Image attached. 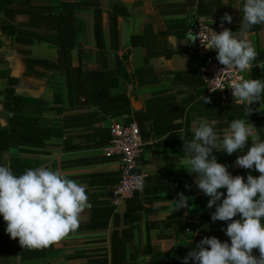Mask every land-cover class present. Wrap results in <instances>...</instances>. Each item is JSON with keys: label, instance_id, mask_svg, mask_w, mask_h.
Segmentation results:
<instances>
[{"label": "crops", "instance_id": "0c3cea01", "mask_svg": "<svg viewBox=\"0 0 264 264\" xmlns=\"http://www.w3.org/2000/svg\"><path fill=\"white\" fill-rule=\"evenodd\" d=\"M64 1L67 0H33L32 4L59 5ZM72 1L82 3L84 0ZM99 1L102 10L101 45L97 46L95 38L93 10L83 7L77 9L74 46L70 52L72 66H80L86 71L114 70L118 58L122 60L128 73L140 69L139 80L143 84L136 88L138 99L131 98V107L139 110L141 115L144 102L154 98L157 101L154 104L157 107L155 115H159L161 123H167L169 129L161 136L143 139L145 148L135 169L143 174L144 180L150 177L145 181L143 192L134 197L115 199L111 192L115 185L111 182L115 176H94L119 171L118 157L105 150L108 144L101 148L83 146L74 150L62 147L65 137L76 144L92 143L85 139L92 133L88 130L90 127L75 125L68 128L64 125V117L90 111L94 106L78 110L84 106L80 99H69L64 70L35 68L42 75H23L26 58L55 61V45L47 40L35 39L30 44L15 43L11 36L0 32V69L8 70V75L17 79L15 93L29 102L38 99L47 101L55 109L44 112L39 124L63 129L62 135L53 136L47 141V154H22L17 148L10 147L0 154V158H32L37 161L35 168L47 166L61 171L67 178L86 187L91 205L81 213L79 227L53 243V250L45 256L22 260L10 250L9 247L15 244L11 242L0 245V264H170L172 251L181 255L179 250L183 248L184 255H188L204 237L214 236L221 242L230 243L222 230L230 221L216 223L212 219L202 222L201 228L203 230L206 227V230L200 232L194 241L186 240L191 233L185 231L187 224L197 225L198 215L211 211V208L207 207L210 197L195 194L189 188L191 174L184 170H190L180 163L183 156V141L180 136L184 140L192 139L193 123L201 119L216 120L215 130L218 134L227 129L222 126L224 118H214L211 114L216 105L212 102L204 103L205 96L221 102L224 99L205 92L203 77L199 71L201 59L193 53L186 30L189 23L197 20L221 24V17L228 13L232 22L224 21L223 26L238 34L243 15L239 9L242 8L243 0H226L228 5H224L225 0ZM2 18L3 13L0 12V20ZM30 23L29 13L14 17L15 25L25 26L33 33H52L44 22ZM133 37L136 41L131 43ZM248 39L255 47L257 57L246 74L247 79H251V69L256 68V75L264 81V24L253 26L248 31ZM126 51H130L127 61L123 60ZM6 87L7 79L0 78V92ZM109 93L128 94L120 77L117 84L109 89ZM1 103L0 95V105ZM69 106L73 112H67ZM254 107L258 110L255 116L259 121L262 139L257 128L255 132L264 141V94ZM0 119H3L1 113ZM124 120L125 116L107 117L102 123L96 124V127H110L113 122ZM244 120L254 125L251 120ZM173 142L175 145H171ZM152 144L155 146L150 150L147 146ZM249 147L251 138L245 149L238 151L239 155L246 154ZM107 155L113 157L102 160ZM240 168L234 162V171ZM249 174L260 175L253 170ZM179 193L188 197L189 207L175 211L173 201L179 199ZM6 227V222L0 215V236H10ZM164 252H168L167 260L164 259ZM253 254L259 255L258 250H253ZM189 264L195 262L190 260Z\"/></svg>", "mask_w": 264, "mask_h": 264}, {"label": "clouds", "instance_id": "9594fccd", "mask_svg": "<svg viewBox=\"0 0 264 264\" xmlns=\"http://www.w3.org/2000/svg\"><path fill=\"white\" fill-rule=\"evenodd\" d=\"M228 5L226 0L225 4ZM240 32L229 29L206 37L205 49H214L221 65L249 69L257 51L248 39V31L264 24V0H243ZM232 22L225 13L223 22ZM195 41L196 39H192ZM201 41V40H200ZM223 71V70H222ZM233 99L249 107L264 94V81L233 80L230 86ZM210 103V98H204ZM2 110V109H0ZM13 113H7L10 118ZM216 120L201 119L192 126V139L183 141L180 163L191 173H198L194 181L210 199L207 207L215 206L212 221H230L225 229L229 242L216 237H204L183 258V264H264V141L255 132V126L244 119H234L222 134L215 130ZM166 138V137H165ZM251 138L246 154L237 156L235 165L259 172V176H233L228 167L218 163L213 151L231 155L243 151ZM221 189H226V195ZM173 201L175 211L188 208V197L179 193ZM219 202V203H218ZM86 187L67 178L59 170L47 166L26 169L14 174L10 162L0 164V215L6 222V232L19 240L22 248H46L66 237L79 227L81 213L90 208ZM239 216V219L235 217ZM258 250L259 255H254Z\"/></svg>", "mask_w": 264, "mask_h": 264}, {"label": "trees", "instance_id": "16d2710c", "mask_svg": "<svg viewBox=\"0 0 264 264\" xmlns=\"http://www.w3.org/2000/svg\"><path fill=\"white\" fill-rule=\"evenodd\" d=\"M32 1L33 0H0V12L3 13V18L0 20L1 33L11 36L15 43L20 44L24 42L30 44L34 39L36 41L47 40L54 44L57 50V58L55 61L26 58L24 61L25 70L23 75L28 77H39L42 75V73L35 68L64 70L68 82L69 99H80L82 106H84L79 107L78 110L87 108L91 105L94 106V109L90 111L69 114L64 117V125L68 128H73L75 125L90 127L88 130L92 133L86 136L85 139L92 143L84 145L80 143L76 144L73 143L70 138L65 137L62 143L63 149L74 150L83 146L101 148L109 144L111 140L110 127H96V124L102 123L107 117L125 116L124 123L136 122L143 139L161 136L169 129L168 124H162L159 115H155L157 107L154 104L157 101L154 100V98H150L144 102V109L141 115L139 114V110H133L131 107V98L135 100L138 99L136 88L143 84V81L139 80L140 69L128 73L122 60L118 58H116V67L114 70L86 71L81 69L80 66H72L70 52L74 46L75 12L77 9L83 7L93 10L95 38L97 46L101 45L102 10L99 0H84L82 3L79 1L67 0L59 5H33ZM34 11L36 12L34 13ZM22 13H29L31 15L30 25H32V23L37 24L39 22H44L46 27L52 30V33H33L27 30L25 26L15 25L14 17ZM134 41H136V39L133 37L131 43H134ZM1 46L2 40L0 39V47ZM126 53L123 55V60L125 61L128 60L127 57L130 51H126ZM251 70V79H256V77L259 76L256 75L257 69L252 68ZM8 73V70L0 69V78L7 79V87L0 92L2 96V103L0 105V109L2 110H0V113L3 118L0 119V154L10 147L17 148L22 154H47L48 152L45 150L47 141L53 136L62 135L63 129L59 127L41 126L39 122L43 118L44 112L55 108L51 107L49 103L43 99H38L35 102L24 100L22 96L15 93L14 85L17 79L10 77ZM118 77L124 81L128 94L109 93V89L117 84ZM257 79H259V77ZM210 102L216 105L211 112L212 116L218 119L220 117L225 119L222 126L228 128L232 120L246 118L254 123L255 127L258 129L259 137L262 139L259 121L255 116L258 110L254 107L258 102H253L251 105L252 112L250 114L248 106L237 104L234 99L229 97L225 98L223 102L219 99L210 98ZM69 103H72V101H69ZM212 107L213 106H211V108ZM70 108L69 106V111L67 112H73ZM58 111L62 112L60 109ZM9 112L13 113L10 118L7 116ZM171 145H175L174 142L171 143ZM154 146L155 144H152L147 147L151 150ZM213 155L216 156L218 163L228 167V171L233 176L241 175L245 180L247 179L250 170L240 168L234 171V162L237 156H240L238 151L231 155L222 151H213ZM112 157V155L103 156L102 160ZM6 162H10V166L16 175L22 174L26 169L35 168L37 164V161L32 158L10 157L8 160H0V164ZM184 171L187 172L188 170ZM171 172L174 173V171ZM113 175L115 178L111 183L117 184L121 178L120 171L99 173L94 176L110 177ZM148 178L150 177H146L143 181L141 191H136L131 196L134 197L138 193L143 192L145 181ZM220 191L226 194V189H221ZM214 211L215 207H212L211 211L209 210L208 212L199 214L197 225L195 226L187 224L191 229V233L186 239L188 242L194 241L200 232L206 230V227L202 230L201 224L202 222L204 223L210 220L211 214ZM235 219H239V216L235 217ZM263 221L264 220H262V222ZM215 222L217 223V221ZM11 242H15V244L9 247L10 250L22 260L41 258L53 250V245L40 249L22 248L18 238L12 239L10 236H0V245L11 244ZM179 251L182 253L181 255L176 254L175 250L172 251V261L170 264H183V258L187 255H184L183 248ZM164 259H168V252H164Z\"/></svg>", "mask_w": 264, "mask_h": 264}, {"label": "built area", "instance_id": "2783aa9c", "mask_svg": "<svg viewBox=\"0 0 264 264\" xmlns=\"http://www.w3.org/2000/svg\"><path fill=\"white\" fill-rule=\"evenodd\" d=\"M224 29L225 27L221 24H209L197 20L189 23L186 32L191 39H196L195 41L192 40L193 53L201 59L199 71L202 74L207 93L216 94L222 99L227 97L233 99L230 88L232 81L241 76L247 79L246 74L249 69L241 72L238 68L221 65L216 59V50H208L203 47L206 45L205 38L210 36L212 30L219 33ZM234 101L236 102V100ZM238 104L246 105L244 103ZM110 131L111 140L105 150L108 154L118 157L121 174L120 181L113 186L111 192L115 199H125L134 192L141 191L143 187V174L135 172V169L138 158L144 151L145 142L136 122L115 121L110 125ZM185 231L190 233V227L187 226Z\"/></svg>", "mask_w": 264, "mask_h": 264}, {"label": "water", "instance_id": "95a60500", "mask_svg": "<svg viewBox=\"0 0 264 264\" xmlns=\"http://www.w3.org/2000/svg\"><path fill=\"white\" fill-rule=\"evenodd\" d=\"M118 1V0H114ZM191 43L193 44L192 39L190 38ZM134 103V102H133ZM199 174L198 173H191L190 179H189V188L195 193V194H204L202 190H200L197 185L194 183L196 179H198Z\"/></svg>", "mask_w": 264, "mask_h": 264}]
</instances>
